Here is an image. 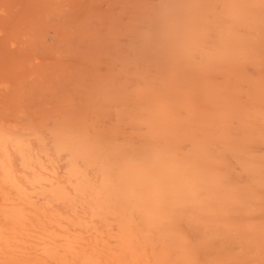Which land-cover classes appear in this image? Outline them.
<instances>
[{
    "label": "bare ground",
    "instance_id": "obj_1",
    "mask_svg": "<svg viewBox=\"0 0 264 264\" xmlns=\"http://www.w3.org/2000/svg\"><path fill=\"white\" fill-rule=\"evenodd\" d=\"M0 264H264V0H0Z\"/></svg>",
    "mask_w": 264,
    "mask_h": 264
}]
</instances>
